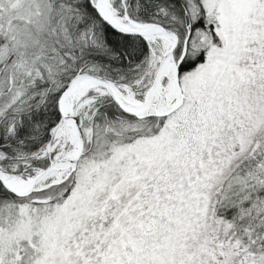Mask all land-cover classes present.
Here are the masks:
<instances>
[{"label": "snow or ice", "instance_id": "1", "mask_svg": "<svg viewBox=\"0 0 264 264\" xmlns=\"http://www.w3.org/2000/svg\"><path fill=\"white\" fill-rule=\"evenodd\" d=\"M0 264H264V0H0Z\"/></svg>", "mask_w": 264, "mask_h": 264}]
</instances>
